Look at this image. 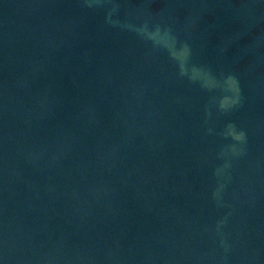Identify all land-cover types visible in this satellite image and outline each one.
I'll return each instance as SVG.
<instances>
[{"label":"water","instance_id":"1","mask_svg":"<svg viewBox=\"0 0 264 264\" xmlns=\"http://www.w3.org/2000/svg\"><path fill=\"white\" fill-rule=\"evenodd\" d=\"M0 264H264V0H0Z\"/></svg>","mask_w":264,"mask_h":264}]
</instances>
